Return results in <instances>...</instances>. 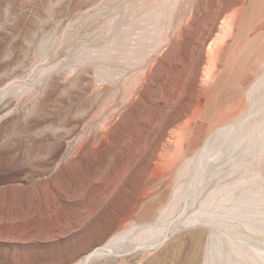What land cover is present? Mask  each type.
Instances as JSON below:
<instances>
[{
  "label": "rangeland",
  "instance_id": "obj_1",
  "mask_svg": "<svg viewBox=\"0 0 264 264\" xmlns=\"http://www.w3.org/2000/svg\"><path fill=\"white\" fill-rule=\"evenodd\" d=\"M104 246L264 264V0H0V264Z\"/></svg>",
  "mask_w": 264,
  "mask_h": 264
},
{
  "label": "bare ground",
  "instance_id": "obj_2",
  "mask_svg": "<svg viewBox=\"0 0 264 264\" xmlns=\"http://www.w3.org/2000/svg\"><path fill=\"white\" fill-rule=\"evenodd\" d=\"M61 153L62 151L60 152V154ZM107 248L108 246H104L103 248H99L95 250L94 252L90 253L81 264H90L94 259L96 260L97 258L102 257L103 255H106L105 251L107 250Z\"/></svg>",
  "mask_w": 264,
  "mask_h": 264
}]
</instances>
